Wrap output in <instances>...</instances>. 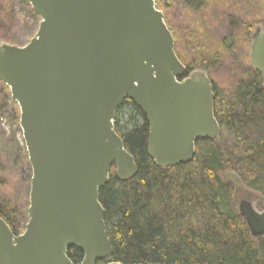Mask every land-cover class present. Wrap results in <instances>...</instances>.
<instances>
[{
  "label": "water",
  "instance_id": "obj_1",
  "mask_svg": "<svg viewBox=\"0 0 264 264\" xmlns=\"http://www.w3.org/2000/svg\"><path fill=\"white\" fill-rule=\"evenodd\" d=\"M18 1L40 21L28 44L0 43V82L19 109L31 179L24 231L0 217V264H74L70 248L78 264H97L113 256L99 192L112 167L124 183L138 172L114 128L117 108L129 99L144 114L148 156L171 169L219 137L213 88L205 73L186 76L156 0ZM250 60L264 86L262 30ZM237 213L254 241L264 237V211L245 199Z\"/></svg>",
  "mask_w": 264,
  "mask_h": 264
},
{
  "label": "trees",
  "instance_id": "obj_2",
  "mask_svg": "<svg viewBox=\"0 0 264 264\" xmlns=\"http://www.w3.org/2000/svg\"><path fill=\"white\" fill-rule=\"evenodd\" d=\"M183 1L189 19L191 11L208 10L209 0ZM211 1L222 5L223 0ZM156 4L158 9L164 6L160 0ZM18 5L28 7L30 15L39 20L29 6ZM164 19L177 54L178 41ZM188 33L195 36V28ZM200 48L203 56L210 55L207 47ZM194 57L206 61L199 54ZM179 58L188 64L193 59ZM214 115L221 127L215 142L200 140L190 163L159 169L148 156L144 114L129 99L117 108L114 128L138 172L124 183L116 179L112 167L108 184L99 192L113 256L97 264H264V237L259 241L251 238L232 205L230 181L222 175L230 169L248 190L264 197V88L260 76L250 70L229 92L214 91ZM26 163L30 168L28 158ZM0 217L15 235L21 234L5 201H0ZM68 256L74 264L83 258L76 248H70Z\"/></svg>",
  "mask_w": 264,
  "mask_h": 264
},
{
  "label": "rangeland",
  "instance_id": "obj_3",
  "mask_svg": "<svg viewBox=\"0 0 264 264\" xmlns=\"http://www.w3.org/2000/svg\"><path fill=\"white\" fill-rule=\"evenodd\" d=\"M182 1L168 0V6H163L160 10L180 44L179 51L183 59L189 61L192 57V54L190 56L192 42L212 51L226 35L228 11L224 8H209L200 13L201 15L198 14L200 17L204 16L208 29L200 32L195 28V36H191L188 32L192 28ZM259 2L260 5L257 0H236L232 7L241 10L239 18L242 22L255 20V25L264 30V2L263 0ZM229 12L232 14L231 11ZM38 25L39 20L30 15L28 7H20L15 0H0V43L22 47L35 36ZM230 29L234 28L228 27V31ZM234 31L238 32L237 29ZM237 53L240 54L241 51L237 50ZM235 57L223 58L221 64L212 73L216 86L226 92H229L231 87L248 73L247 66L243 69L234 63ZM26 158V149L19 128L18 106L11 102L9 90L0 83V179L4 181V184L0 185V201L9 204L19 233L24 231L28 221L31 169L26 163ZM222 175L225 180L230 181L233 190L231 200L235 211L239 201L245 199L249 200L257 211H264V197L248 190L230 169H225Z\"/></svg>",
  "mask_w": 264,
  "mask_h": 264
},
{
  "label": "flooded vegetation",
  "instance_id": "obj_4",
  "mask_svg": "<svg viewBox=\"0 0 264 264\" xmlns=\"http://www.w3.org/2000/svg\"><path fill=\"white\" fill-rule=\"evenodd\" d=\"M15 1L17 4L20 3L18 0H15ZM259 1L260 0H257L258 5H260ZM235 2H236V0H223L222 5H219L220 3H218L217 1H211L210 2V0H209L208 6H207L208 9L209 8H211V9L212 8H216V9L224 8L225 11H228L227 17L229 20L228 24H227L226 35L224 37H222L221 41L215 46V48L211 52H209L210 53L209 56H203L201 54L202 51L200 48L202 46H200L196 42H193L192 46H191V52H192L193 59L191 60V64H188L186 62H183L179 58L180 56L182 57V54L179 51L180 44H177L176 56H177L178 60L183 64V66H185L186 76H188L191 73L196 72V71L205 73V75L207 76V78L211 82V85L213 88V94H214V91H216L218 89V87L214 83L212 73L216 70V67L219 64H221V61L223 60V58H225V57L233 58V56H236L235 57L236 62H234V63L238 64V67L245 69V67L247 66L248 71L253 70L254 72H256L255 69L253 68V66L251 64V60H250V46L252 43L253 34L256 33V31L262 30V29L259 28L260 26L255 25V23H256L255 20H254V22H248V23L245 21H243V22L241 21L239 18L240 14L242 13L241 10L236 8V7H232L235 4ZM182 3H183L184 8H185V13L188 14V10H187V7L185 6L184 1H182ZM214 3H216V4H214ZM202 10L203 9H201V8L200 9L198 8L197 10H194V11L190 10L191 11V19L188 18L190 27L192 29L196 28V29L200 30V32L204 29H208L207 22L204 19V16L200 17V15H201L200 13H202ZM229 11H231L232 14ZM243 12H244V10H243ZM198 14H200V15H198ZM197 16L199 18H196ZM228 27H232L234 29H230V31H228ZM235 29H237L238 32L234 31ZM262 31L264 32V30H262ZM198 46H200V47H198ZM237 50L241 51V53L238 54ZM197 54H199L202 57H205L206 61L203 62V61H200L199 59H197L198 57L195 58L194 56H197ZM260 79H261V77H260ZM261 83H262V81H261ZM262 86H263V84H262ZM263 88H264V86H263Z\"/></svg>",
  "mask_w": 264,
  "mask_h": 264
}]
</instances>
